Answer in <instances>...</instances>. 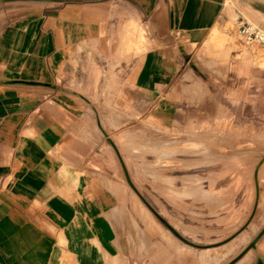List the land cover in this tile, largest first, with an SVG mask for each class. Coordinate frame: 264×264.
<instances>
[{
  "label": "rangeland",
  "instance_id": "374dc122",
  "mask_svg": "<svg viewBox=\"0 0 264 264\" xmlns=\"http://www.w3.org/2000/svg\"><path fill=\"white\" fill-rule=\"evenodd\" d=\"M122 6L79 27L57 89L89 114L121 187L127 224L105 264H254L264 257V46L228 16L214 30L224 45L207 39L178 69L155 70L166 80L151 86L149 16Z\"/></svg>",
  "mask_w": 264,
  "mask_h": 264
},
{
  "label": "crops",
  "instance_id": "0c3cea01",
  "mask_svg": "<svg viewBox=\"0 0 264 264\" xmlns=\"http://www.w3.org/2000/svg\"><path fill=\"white\" fill-rule=\"evenodd\" d=\"M65 1L58 11L47 0L20 7L0 0L8 12L0 18V264H105L111 251L119 256L118 225L127 221L116 199L121 187L111 177L110 149L86 125L89 114L78 103L64 106L57 93L63 51H78L81 25L125 9L122 4L149 16L156 43L151 86L166 80L158 70L178 69L176 60L188 59L207 39L224 45L214 30L228 16L239 32L243 24L264 30V0Z\"/></svg>",
  "mask_w": 264,
  "mask_h": 264
},
{
  "label": "built area",
  "instance_id": "2783aa9c",
  "mask_svg": "<svg viewBox=\"0 0 264 264\" xmlns=\"http://www.w3.org/2000/svg\"><path fill=\"white\" fill-rule=\"evenodd\" d=\"M241 36L250 43L264 46V30L254 24H243L240 28Z\"/></svg>",
  "mask_w": 264,
  "mask_h": 264
},
{
  "label": "water",
  "instance_id": "95a60500",
  "mask_svg": "<svg viewBox=\"0 0 264 264\" xmlns=\"http://www.w3.org/2000/svg\"><path fill=\"white\" fill-rule=\"evenodd\" d=\"M3 171H4V169L0 168V173L3 172Z\"/></svg>",
  "mask_w": 264,
  "mask_h": 264
},
{
  "label": "bare ground",
  "instance_id": "6f19581e",
  "mask_svg": "<svg viewBox=\"0 0 264 264\" xmlns=\"http://www.w3.org/2000/svg\"><path fill=\"white\" fill-rule=\"evenodd\" d=\"M263 264H264V262H263Z\"/></svg>",
  "mask_w": 264,
  "mask_h": 264
}]
</instances>
